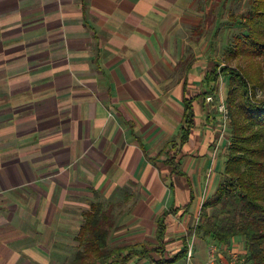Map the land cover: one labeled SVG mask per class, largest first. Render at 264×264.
Masks as SVG:
<instances>
[{
    "label": "crops",
    "instance_id": "0c3cea01",
    "mask_svg": "<svg viewBox=\"0 0 264 264\" xmlns=\"http://www.w3.org/2000/svg\"><path fill=\"white\" fill-rule=\"evenodd\" d=\"M223 4L0 0V264H69L96 202L114 220L110 246L155 245L157 220L172 211L166 251L194 238L200 249L182 263H203L207 244L188 233L225 163L205 102ZM192 97L194 127L179 148ZM230 243L245 250L239 236Z\"/></svg>",
    "mask_w": 264,
    "mask_h": 264
},
{
    "label": "trees",
    "instance_id": "16d2710c",
    "mask_svg": "<svg viewBox=\"0 0 264 264\" xmlns=\"http://www.w3.org/2000/svg\"><path fill=\"white\" fill-rule=\"evenodd\" d=\"M229 21L242 29L233 39L230 57L245 65L234 69L216 67L207 74L205 82L211 83L208 94L216 95L219 79L227 78L231 144L225 154L222 180L203 202L199 222L189 230V237L228 245L239 236L247 264H264V74L260 66L264 60V0H248L247 9L230 16ZM257 90L262 93L260 100L256 98ZM197 98L183 101L179 148L194 127L192 104ZM179 148L176 152H180ZM175 155L168 160L174 170ZM170 212L157 220L155 245L110 246L108 241L114 229L111 211L101 202L91 203L90 210L82 214L84 222L76 237L77 250L69 264H135L133 260L145 259L152 264H174L185 259L187 237L175 253L165 249V218Z\"/></svg>",
    "mask_w": 264,
    "mask_h": 264
},
{
    "label": "rangeland",
    "instance_id": "374dc122",
    "mask_svg": "<svg viewBox=\"0 0 264 264\" xmlns=\"http://www.w3.org/2000/svg\"><path fill=\"white\" fill-rule=\"evenodd\" d=\"M221 1H224V4L223 6L221 5L215 9V17H216L215 21L216 22H215V25H213L214 27L213 26L210 27V29L214 30V35L212 36L213 38L211 40L213 42L214 49L213 51L211 50L212 54L210 57H208V61L213 62L214 66H219V67H229L233 69L236 67L238 68L239 66L244 67L245 63L239 61L238 59H233L230 57L231 52L233 50V39L236 35H239L242 32V29L238 27L237 25H233L232 22L229 21V18L230 16H236L240 13H243L247 9L248 0H221ZM210 31L211 30H209V32ZM260 66L264 74V60L261 61ZM226 93H227V78L221 77L218 83V91L215 93L216 99H213V103H212L213 105H211L212 108H210L211 112L213 113L215 112L217 114L216 109H215L217 100L218 99L220 100V98H222L226 102ZM256 98L259 100L262 98V93L258 90L256 92ZM227 127H228V130L226 131V134L224 136L225 139L222 141V145L220 146V148L223 151L224 157H225L226 152L229 150L230 144H231V137H230V131H229L230 127L229 125H227ZM221 180H222V174L220 175L219 183L221 182ZM205 181L207 182L205 183L208 184L207 186H209L210 179L208 181V179L206 178ZM217 186L213 187L209 197L215 192ZM198 216L199 217L201 216V207H199V211H198V214L196 215L195 220L197 219ZM188 236H189V233H188ZM191 238H193V236L189 237L190 240ZM199 240L202 244L201 250H204L205 245L207 243L205 240H202V239H199ZM194 242L195 240L193 238L191 242L189 241V244H191L195 252L200 249V246L197 241L196 243ZM174 264H183V263H182V260H180Z\"/></svg>",
    "mask_w": 264,
    "mask_h": 264
},
{
    "label": "built area",
    "instance_id": "2783aa9c",
    "mask_svg": "<svg viewBox=\"0 0 264 264\" xmlns=\"http://www.w3.org/2000/svg\"><path fill=\"white\" fill-rule=\"evenodd\" d=\"M213 99H216V95H211L206 97L205 102L213 103ZM215 109L217 115L219 116V120H218L219 132H218V138L213 146L214 157L220 148L221 141L225 139L224 136L226 134V131L228 130L227 125L229 124V114L224 99L220 98V100L219 99L217 100ZM210 172L211 170L208 173L207 179H209ZM199 219L200 217L198 216L197 219L195 220L194 227L199 222ZM192 249L193 248L191 244H188V251L186 254L187 261H190L192 258L193 255ZM245 255H246L245 250H236L234 249L231 243H229L228 245H219L210 242L207 243L206 245L205 259L202 264H247Z\"/></svg>",
    "mask_w": 264,
    "mask_h": 264
}]
</instances>
